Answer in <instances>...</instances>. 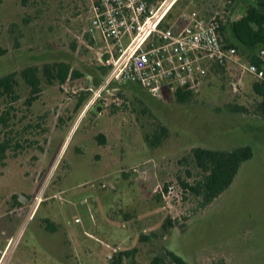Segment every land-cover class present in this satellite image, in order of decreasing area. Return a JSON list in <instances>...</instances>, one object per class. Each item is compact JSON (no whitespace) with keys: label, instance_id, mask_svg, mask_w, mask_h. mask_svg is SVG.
I'll return each instance as SVG.
<instances>
[{"label":"rangeland","instance_id":"rangeland-1","mask_svg":"<svg viewBox=\"0 0 264 264\" xmlns=\"http://www.w3.org/2000/svg\"><path fill=\"white\" fill-rule=\"evenodd\" d=\"M244 1L180 0L164 28L182 26L193 11L233 22L244 15ZM91 18V0H32L28 7L0 0V47L7 50L0 77L17 73L19 96L0 108V142H12L0 163V238L21 235L15 261L112 264L110 255L137 248L136 261L150 264L166 248L189 264H264V118L254 113L256 79L235 64L210 73L184 103L128 85L103 89L110 67L100 62L107 49L100 32L89 33ZM236 60L247 63L239 53ZM51 62L68 63L79 77L53 86L43 82L29 103L31 91L19 73ZM8 108L5 126L1 112ZM159 126L169 136L150 148L145 135ZM241 146H251L253 158L207 208L188 191L186 199L165 201L156 192L167 184L181 192L180 179L200 180L194 148ZM169 217L177 223L164 234ZM46 218L57 226L55 233L43 229ZM152 232L161 236L140 240Z\"/></svg>","mask_w":264,"mask_h":264},{"label":"built area","instance_id":"built-area-1","mask_svg":"<svg viewBox=\"0 0 264 264\" xmlns=\"http://www.w3.org/2000/svg\"><path fill=\"white\" fill-rule=\"evenodd\" d=\"M179 1L91 0L88 31L102 35L107 57L100 63L110 67L103 89L113 84L128 85L152 98H159L164 92L195 94L204 86L213 67L228 70L235 64L243 73L264 80L263 70L239 63L236 49H226L222 44L219 31L226 22L224 15L203 18L193 11L182 26L161 28ZM260 56L264 57V50ZM103 89L94 94L88 108L101 97ZM137 171L132 169V173ZM156 192L164 201L182 198V190L178 192L175 184L158 185ZM40 201L37 198V204ZM20 237L0 238V264H18L15 258Z\"/></svg>","mask_w":264,"mask_h":264},{"label":"trees","instance_id":"trees-1","mask_svg":"<svg viewBox=\"0 0 264 264\" xmlns=\"http://www.w3.org/2000/svg\"><path fill=\"white\" fill-rule=\"evenodd\" d=\"M32 0H20L23 7H28ZM152 3L154 0H147ZM237 0H230V6ZM245 14L233 21L222 24L219 35L222 44L226 49L234 48L237 53L242 56L247 63L255 65L264 71V57L260 56V52L264 50V0H245ZM244 1V2H245ZM170 16V15H169ZM167 17V19L169 18ZM166 19V20H167ZM165 20V22H166ZM165 22L161 25L164 28ZM7 50L0 47V57L6 54ZM225 71L221 66H215L211 70V74H218ZM109 73V72H108ZM19 75L29 86L31 98L29 103L37 94L42 91V83L48 86L55 84H64L69 79L78 78L79 76L73 68L66 62H51L43 65L42 70L36 66H28L24 68ZM108 75V74H107ZM44 77V81L42 77ZM17 73H11L0 77V108L4 105V101L10 99L11 102L17 101L19 96L16 92ZM254 94L259 98L254 113L258 117L264 118V80H258L252 84ZM194 96L192 93H176L174 98L179 103H184ZM8 103V102H7ZM10 109L1 112V120L7 126ZM169 129L165 126H159L153 130L151 134L145 135V142L150 148H157L163 144L168 138ZM104 136L99 138L104 143ZM11 140L5 139L0 142V163L6 158V153L11 148ZM254 156L251 146H241L230 150H214L203 147L194 148L191 157L195 166L201 171L202 177L194 184H188L180 179V185L183 190V196L187 194L200 198V207L205 209L211 205L219 196H221L234 182L240 168L245 162L250 161ZM185 198V197H184ZM186 199V198H185ZM20 204L18 199H15ZM43 229L49 233H55L57 226L49 219L42 220ZM176 221H172L169 217L162 225L163 233H167L169 229L176 226ZM161 236L158 232L151 234H142L141 241H152ZM137 248L119 251L112 258V264H122L125 260L128 264H142L136 261L135 255ZM150 264H189L184 258L180 257L173 251L164 248V251L155 255ZM219 264H226L221 261Z\"/></svg>","mask_w":264,"mask_h":264},{"label":"crops","instance_id":"crops-1","mask_svg":"<svg viewBox=\"0 0 264 264\" xmlns=\"http://www.w3.org/2000/svg\"><path fill=\"white\" fill-rule=\"evenodd\" d=\"M244 11H246V9H245ZM244 14H245V12H244ZM242 16H243V15H242ZM242 16H241V17H242ZM241 17H240V18H241ZM238 19H239V18H238ZM132 88H134V89H138V88H136V87H132Z\"/></svg>","mask_w":264,"mask_h":264},{"label":"water","instance_id":"water-1","mask_svg":"<svg viewBox=\"0 0 264 264\" xmlns=\"http://www.w3.org/2000/svg\"><path fill=\"white\" fill-rule=\"evenodd\" d=\"M98 111H99V109L96 110V112H98Z\"/></svg>","mask_w":264,"mask_h":264}]
</instances>
